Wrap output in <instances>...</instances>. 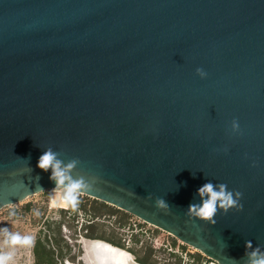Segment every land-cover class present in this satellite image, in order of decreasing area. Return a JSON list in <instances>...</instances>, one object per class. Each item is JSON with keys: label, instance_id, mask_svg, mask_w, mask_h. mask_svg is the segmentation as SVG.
Returning a JSON list of instances; mask_svg holds the SVG:
<instances>
[{"label": "water", "instance_id": "water-1", "mask_svg": "<svg viewBox=\"0 0 264 264\" xmlns=\"http://www.w3.org/2000/svg\"><path fill=\"white\" fill-rule=\"evenodd\" d=\"M49 148L79 160L78 195L244 264L264 249V0H0V211L56 187ZM208 182L242 194L215 225L186 215Z\"/></svg>", "mask_w": 264, "mask_h": 264}, {"label": "rangeland", "instance_id": "rangeland-1", "mask_svg": "<svg viewBox=\"0 0 264 264\" xmlns=\"http://www.w3.org/2000/svg\"><path fill=\"white\" fill-rule=\"evenodd\" d=\"M86 198L78 195L77 200L68 205L63 191H47L28 198L20 204L2 209L0 211V259L4 255L11 254L9 264H36L33 248L35 243L40 241L46 248L55 251V264H83L82 261L84 264H113L104 248L99 247L98 244L94 245L93 242H87V239L82 236L80 230L86 217L79 210V206L88 204V207L92 200L88 198V202ZM75 210H78L76 214ZM61 211L67 212L64 223ZM73 217L76 221L72 224ZM129 219V226L120 230L118 235L123 238L125 250L129 253L141 248L142 244L147 242L160 251L157 255L158 260H161H159L160 264L167 262L195 264L197 256L204 259L205 264H209L210 261L193 248L184 246L171 236L132 216ZM101 220L103 219H99ZM59 223L60 235L57 233ZM134 238L140 241L136 245ZM54 239L63 240L61 247L54 244ZM60 251L62 256L58 258ZM134 253L137 252L134 251ZM132 255L136 260V256Z\"/></svg>", "mask_w": 264, "mask_h": 264}, {"label": "clouds", "instance_id": "clouds-1", "mask_svg": "<svg viewBox=\"0 0 264 264\" xmlns=\"http://www.w3.org/2000/svg\"><path fill=\"white\" fill-rule=\"evenodd\" d=\"M196 72L201 78L207 76V73L201 68H197ZM231 127L234 132L238 131V122L233 120ZM224 150L227 151L226 148ZM58 156L59 153L49 148L39 157L37 166L45 172L51 170L50 179L56 184L53 190L63 189L65 199L69 203H74L82 190L91 187L90 181L83 176L73 177L72 172L79 164L78 159L70 160L65 164ZM197 194L200 197V203L190 204L186 215L189 218L206 221L211 225L216 224L214 218L218 210L227 213L231 209L241 210L243 207L240 204L242 194L239 191L229 190L223 183L219 185H214L211 182L205 183L198 189ZM155 206L167 211L170 209L166 200L159 197L155 200ZM10 259L11 254L4 255L0 259V264H9ZM244 264H264V249L261 246L253 247L252 242L247 241Z\"/></svg>", "mask_w": 264, "mask_h": 264}, {"label": "trees", "instance_id": "trees-1", "mask_svg": "<svg viewBox=\"0 0 264 264\" xmlns=\"http://www.w3.org/2000/svg\"><path fill=\"white\" fill-rule=\"evenodd\" d=\"M89 202V199L86 198ZM88 205V204H87ZM87 205H81L79 206V210L83 212L84 217H86V221L84 222V225L81 227L82 236L87 240H97L102 241L105 243H108L112 246H115L120 249L125 250V245L123 244V238L121 236H118L120 233V230L125 229L129 226V218H131L130 215L117 210L113 207H110L102 202L91 200L90 206L87 207ZM78 210H75L74 213L76 214ZM61 218L63 223L66 222V211H61ZM103 219L99 221V219ZM76 219L73 217V220H71L72 224L75 222ZM107 221V222H106ZM60 223L58 224V230L57 233L60 235ZM109 229V230H108ZM47 242L48 240L45 239ZM54 244L61 247V243L63 240H56L54 239ZM140 241L137 238H134V244L136 245ZM48 243V242H47ZM68 249V247L66 246ZM136 251L137 253H134ZM133 252H130L131 254H134L136 256V261L140 264H160V261L157 258V255H159V252L152 244H148L147 242L142 244V247L134 250ZM55 251L46 248V246L43 245L40 241L35 243L33 248V254L35 258L36 264H55L54 262V253ZM61 251L59 252L60 258ZM171 258V256L169 255ZM57 259V258H56ZM180 260V259H179ZM206 261L204 259H201L200 256L196 257V263L195 264H204ZM166 264H172L170 262H167ZM177 264H180L178 262Z\"/></svg>", "mask_w": 264, "mask_h": 264}, {"label": "bare ground", "instance_id": "bare-ground-1", "mask_svg": "<svg viewBox=\"0 0 264 264\" xmlns=\"http://www.w3.org/2000/svg\"><path fill=\"white\" fill-rule=\"evenodd\" d=\"M52 192H62V190H55V191L52 190ZM67 204L69 205L68 201H67ZM87 242H90V243L93 242L94 245L98 244L99 247L104 248L103 250L105 251V253H107L108 258L110 259V261H112L113 264H120L122 261L126 260L125 258L126 256H128L126 252L123 251V249L118 250L108 243L97 241V240L95 241L87 240ZM212 264H216V263H212Z\"/></svg>", "mask_w": 264, "mask_h": 264}, {"label": "built area", "instance_id": "built-area-1", "mask_svg": "<svg viewBox=\"0 0 264 264\" xmlns=\"http://www.w3.org/2000/svg\"><path fill=\"white\" fill-rule=\"evenodd\" d=\"M62 191H63V190H62ZM69 204H70V203H69ZM207 261H209V260H207ZM212 263H213V262H211V261L209 262V264H212ZM204 264H205V263H204Z\"/></svg>", "mask_w": 264, "mask_h": 264}, {"label": "flooded vegetation", "instance_id": "flooded-vegetation-1", "mask_svg": "<svg viewBox=\"0 0 264 264\" xmlns=\"http://www.w3.org/2000/svg\"><path fill=\"white\" fill-rule=\"evenodd\" d=\"M116 248V247H115ZM207 260V259H206ZM82 263L84 264V262L82 261ZM206 263V262H205Z\"/></svg>", "mask_w": 264, "mask_h": 264}]
</instances>
